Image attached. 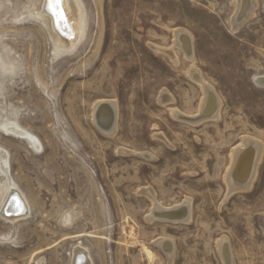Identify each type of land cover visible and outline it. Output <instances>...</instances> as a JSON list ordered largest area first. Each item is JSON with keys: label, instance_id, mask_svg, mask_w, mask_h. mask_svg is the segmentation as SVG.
I'll use <instances>...</instances> for the list:
<instances>
[{"label": "rangeland", "instance_id": "374dc122", "mask_svg": "<svg viewBox=\"0 0 264 264\" xmlns=\"http://www.w3.org/2000/svg\"><path fill=\"white\" fill-rule=\"evenodd\" d=\"M77 1L67 44L44 0H0V149L30 206L13 222L0 215V264H71L78 246L92 264H223V236L236 264H264V149L251 188L226 197L225 182L242 137L264 143V0L236 29L238 0ZM178 29L222 100L217 120L172 116L199 115L204 97ZM100 100L117 103L112 135L94 120ZM145 188L165 207L192 199L190 222L149 221ZM159 238L174 242L172 261Z\"/></svg>", "mask_w": 264, "mask_h": 264}, {"label": "bare ground", "instance_id": "6f19581e", "mask_svg": "<svg viewBox=\"0 0 264 264\" xmlns=\"http://www.w3.org/2000/svg\"><path fill=\"white\" fill-rule=\"evenodd\" d=\"M236 6V12L231 19V23L234 26V29L239 28L248 19H250L256 7V0H238V4ZM42 11L44 14L46 13L48 16H50L54 28L57 29L65 38V43L68 44L69 37L73 35L69 39V43L73 44L72 41L76 38L77 35L76 26L80 27L82 22V10L79 1L62 0L61 5L49 4V0H44ZM175 36L176 46H179L183 50L186 57L191 62V67L189 66L190 68L188 70V75L191 79L194 80V83L196 82L201 86L204 92V97L201 99L202 102L199 108V115L195 116V114H184L182 111L175 108L172 110V116L182 122H187L193 125L200 124L201 122L206 121L207 118L212 116L217 120L220 115L222 100L219 97L218 93L215 91V87H213L209 82L206 81V79L200 72V69L195 64V59L193 58L192 54L194 48V39L192 33L185 29H178L175 31ZM167 54L172 58V60L177 62V58L174 53L168 51ZM256 81L261 83V85H264V76L257 77ZM160 100L164 104L166 102L174 101V98L172 97V94L162 92L160 94ZM117 117L118 106L116 101L100 100L94 105V120L96 121L99 128L106 134L112 135L115 133L117 126ZM106 118H110V122L105 123ZM5 126L6 124L4 125V127ZM6 127H8L6 131L13 133L14 135H21L24 137L26 136L29 137L30 140L35 141V138L33 136L17 126H12L9 124ZM263 149L264 143H262L261 141L247 136L242 137V143L233 149L232 165L225 176V182L227 183L228 187V193L226 197H228L230 194H232V192H235L236 190H246L251 188L253 180L255 179L257 174V167L261 160ZM142 155L146 156L145 153H142ZM0 171H4L5 177L7 178V192L4 199H2L1 201L0 215H2L4 220H8L11 222L20 218H25L28 215V212H30V206L24 193L11 180L8 158L5 151L2 149H0ZM143 191L148 194L154 202L151 213H148L149 215L146 216L149 221L152 222L155 220H163L167 222H190L192 218V199L188 198L182 204H177L170 208L165 207L160 202H158V199H156V194L151 189L145 188L143 189ZM156 242L159 244V246H162L165 249L170 261H172L174 259L175 252V244L172 239L159 238ZM230 243L231 242L229 241L228 237L224 236L217 242L219 254H221L223 264H236ZM208 248L209 247H207V249ZM74 249L75 250L71 264H92L91 257L89 256L85 248L78 246ZM208 254L210 253L208 252ZM39 263L42 264V262Z\"/></svg>", "mask_w": 264, "mask_h": 264}, {"label": "snow or ice", "instance_id": "6c2138e0", "mask_svg": "<svg viewBox=\"0 0 264 264\" xmlns=\"http://www.w3.org/2000/svg\"><path fill=\"white\" fill-rule=\"evenodd\" d=\"M49 4H61L62 5V0H49ZM61 11H62V6H61Z\"/></svg>", "mask_w": 264, "mask_h": 264}, {"label": "water", "instance_id": "95a60500", "mask_svg": "<svg viewBox=\"0 0 264 264\" xmlns=\"http://www.w3.org/2000/svg\"><path fill=\"white\" fill-rule=\"evenodd\" d=\"M107 119H108V120H107ZM109 120H110V118H106L105 123L110 122Z\"/></svg>", "mask_w": 264, "mask_h": 264}]
</instances>
